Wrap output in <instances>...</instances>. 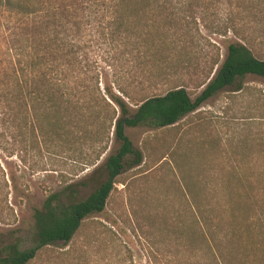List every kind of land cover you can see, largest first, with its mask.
Returning a JSON list of instances; mask_svg holds the SVG:
<instances>
[{
    "label": "trees",
    "instance_id": "trees-1",
    "mask_svg": "<svg viewBox=\"0 0 264 264\" xmlns=\"http://www.w3.org/2000/svg\"><path fill=\"white\" fill-rule=\"evenodd\" d=\"M0 10L5 13L0 44V159H18L20 171L45 181L49 172L57 171L48 169L51 158L72 153L93 166L107 152L110 136L119 143L93 168L91 174L102 171L104 178L93 181L84 199L77 196L85 183L66 184L61 173L52 185H41L46 194L40 206L31 207V245L26 246L20 236L3 241L0 264L36 262L47 248L69 245L84 220L103 211L117 177L143 160L126 136V127L173 126L221 90L242 91L245 76L264 78V59L254 56L239 34L249 24L264 37V0H0ZM197 16L209 33L231 32L243 42L227 45L222 63L193 100L182 86L160 94L130 95L121 85L125 65L151 67L149 77L161 64L171 65L176 45L183 42L177 36L192 29L199 33ZM100 61L116 77L119 94L107 85L98 69ZM80 139L83 146L88 142L90 151L79 148ZM259 152L263 157L257 173L234 171L226 179L227 201L233 204L222 213L192 208L188 231L185 234V223L178 221L172 239L181 236V241L151 254L146 264H264V142L259 143ZM0 173L4 177L1 167ZM2 181L1 212L12 211L9 194L13 203L15 193L20 204L30 202L29 180L19 183L7 167V179ZM239 200L251 203L242 209L235 205ZM225 215L224 234L215 235L212 226L214 222L219 226L216 220ZM163 229L168 232L169 226ZM105 232L114 236L110 228ZM107 244L114 245L113 238ZM200 249L203 263L193 260ZM178 253L192 257L181 260Z\"/></svg>",
    "mask_w": 264,
    "mask_h": 264
},
{
    "label": "rangeland",
    "instance_id": "rangeland-1",
    "mask_svg": "<svg viewBox=\"0 0 264 264\" xmlns=\"http://www.w3.org/2000/svg\"><path fill=\"white\" fill-rule=\"evenodd\" d=\"M4 14L0 10V44L4 33ZM198 17L199 33L192 29L177 36L183 42L180 40L176 45L177 57L174 56L171 65L161 64V69L153 70L155 74L151 77L148 72L151 67H140L136 63L125 65L120 73L121 76L124 74L125 83L121 85L130 95L160 94L182 86L193 100L203 89L207 78H211L222 63L227 45L235 41L243 42L231 32L225 36L209 33L202 28ZM244 27L246 29L239 34L247 40L254 56L264 59L261 32L249 24ZM98 69L107 85L119 94L114 82L116 77L105 62L100 61ZM99 81L102 89V79ZM131 81L134 82L129 84ZM242 84V91L235 92L233 88L221 90L173 126L126 127L124 132L132 146L141 152L142 163L117 177L103 211L86 218L69 245L47 248L32 264H146L151 254L156 255L167 249V245L175 246L181 241V236L177 240L172 239L177 236L178 221L185 223V234L188 231L192 208H214L222 213L223 209L233 204L227 201L226 179L234 171L238 174L257 173L256 167L263 157L259 152V143L264 142V78L247 75ZM79 142L81 150L90 151L88 142L85 146L84 139ZM118 147L119 143L110 136L107 152L93 166H87L81 158H74L76 156L72 153L51 158L48 169L57 171L49 172L45 181L20 171L23 169L18 159H0V167L4 170V177L0 173V185L3 178L7 179L8 167L18 177L19 183L29 180L31 187L30 202L20 204L19 194L15 193L13 203L14 197L9 194L12 211L5 209L1 212L0 209V245L16 236H20L26 246L31 245V207L40 206L46 194L41 185H52L61 173L66 184L75 181L85 183L78 188L77 199L82 200L93 189V181L104 178L102 171L91 174L93 168ZM239 201L235 205H241L242 209L251 203ZM261 203L262 200L258 202ZM225 218L226 215L216 220L219 226H214V222L212 231L215 235L224 234L222 223ZM262 222L264 225V220ZM166 224L168 232L163 229ZM105 227L110 228L114 236L105 232ZM111 238L114 245L107 244ZM65 251L70 252L67 257L60 255ZM182 257L178 253L177 258L182 260ZM189 257H192L191 253L183 259ZM193 257L195 262H205L201 249Z\"/></svg>",
    "mask_w": 264,
    "mask_h": 264
}]
</instances>
